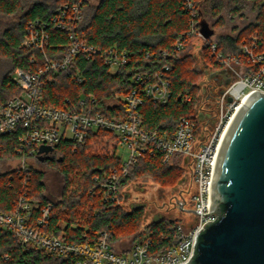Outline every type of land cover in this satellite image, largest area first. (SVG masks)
<instances>
[{"label":"trees","instance_id":"1","mask_svg":"<svg viewBox=\"0 0 264 264\" xmlns=\"http://www.w3.org/2000/svg\"><path fill=\"white\" fill-rule=\"evenodd\" d=\"M79 0H55L53 5L31 0H0V55L6 60L5 71L0 76V103L19 98L22 89L12 81L16 69L36 72L45 68V58L36 49L24 45L31 23L39 21L46 26L49 44L46 56L51 61L62 59L70 48L64 31L57 30L53 23L55 10L65 3ZM193 3L196 24L216 18L213 30L225 26L224 14L233 20L246 18V11L255 12V20L246 26L234 29L232 35H214L202 46L201 59L208 70H222L215 60L208 43L217 45V53L225 59H236L247 68H252L248 48L253 55L264 50V0H84L83 16L76 25L79 38L96 48L97 55L79 54L70 67L45 74L44 105L70 110L85 100L89 109L113 119L125 118L123 97L133 86L139 74H150L167 64V78L171 82V98L165 105L146 101L142 107L145 131L159 136L172 137L183 119L197 123L196 135L206 134L211 127L204 128L198 122L199 107L207 96L218 113L219 94L211 92L203 98L199 79L202 73L193 67V58L185 52L194 40L191 35L192 12L187 2ZM16 18L17 20L11 21ZM182 43L181 50L176 45ZM115 51L126 54L128 61L113 71L106 62L105 53ZM166 54V57H164ZM185 54V55H183ZM223 90V89H222ZM191 101L186 100V96ZM206 116V114H203ZM24 134L19 128L12 134L1 137L0 158L6 161L19 160V139ZM118 138L115 134L97 130L77 144L62 141L53 147L52 155L45 160L63 179L59 201L46 195L45 174L32 165L26 170L16 169L0 174V212H12L19 200L27 195L38 203L34 219L42 216L50 206L47 223L38 226L41 231L69 242L95 243L103 234L110 235L109 242L116 244L127 237L140 239L144 235L152 238V253L161 254L175 246L178 220L163 219L145 225L144 209L126 212L122 205L107 199L93 190L95 178L117 172L121 176V187L135 180L148 177L168 184L187 177L181 159L174 165H166L159 151L147 152L121 172L122 159L117 156ZM41 148H36L37 153ZM33 149L27 150V155ZM46 158V157H44ZM0 264H76L69 257L47 253L32 244H24L7 229H0Z\"/></svg>","mask_w":264,"mask_h":264},{"label":"built area","instance_id":"2","mask_svg":"<svg viewBox=\"0 0 264 264\" xmlns=\"http://www.w3.org/2000/svg\"><path fill=\"white\" fill-rule=\"evenodd\" d=\"M83 1L61 4L55 10L53 16L55 28L64 31L70 42L66 55L58 61H51L46 56L45 51L49 44L46 26L39 21L29 25L24 45L43 54L45 68L36 72L15 70L12 81L22 89V95L6 103H0V139L19 128L23 129L24 134L19 139L21 157L18 160L21 164L18 169L22 170L29 166L28 160L51 157L53 150L36 154L35 147L53 149L62 141L81 144L90 132L99 129L117 136V151L119 147L125 148L127 158H121L120 172L124 175L127 174L129 167L147 152L159 151L166 165H174L181 159V166L186 169L187 176L191 177L195 190L192 192L190 210L185 209L187 201L184 198L179 199L178 207L182 213H192L194 218L189 223L180 222L175 231L178 243L164 253L156 255L151 251L152 238L147 235L133 239L128 249L118 252L110 244L108 234H103L95 243L83 244L69 243L55 235L47 234L38 226L47 223L51 207H46L42 216L34 219L38 203L27 195L20 198L14 211L0 212V229L13 232L24 244H32L59 257H69L76 264H189L195 256L198 236L208 222L217 219V216L209 213V207L212 173L222 139L246 99L254 92L264 94V50L255 56L245 48V54L252 66L247 68L236 59L223 58L217 53V45L214 42L208 43L215 60L232 74V80L224 88L223 93L219 94L218 113L212 122L211 130L200 136L196 135V121L190 119H183L172 137L167 134L162 136L151 134L142 127L144 103L151 101L165 105L171 98V82L167 78L170 68L167 64L159 71L139 74L134 78L132 88L123 97L126 112L123 119L105 117L89 109L85 100H80L77 107L69 105L72 108L70 110L48 107L44 105L43 97L45 74L68 69L79 54L92 56L99 53L96 48L84 43L76 31V25L83 16ZM187 7L191 10L193 18L191 35L202 39L204 45L209 39H204L200 32V23L196 24L193 3L188 1ZM182 48V43L176 45L177 50ZM105 56L113 71L128 61L126 54L120 55L112 50L106 52ZM239 69L243 71L239 72ZM229 98H232V102L228 101ZM186 100L190 102L191 98L187 95ZM197 113L198 122L206 128L201 113L199 111ZM28 149H33L29 156L26 153ZM1 151L0 143V153ZM95 182L93 188L95 192L117 205H122L124 188L121 187L119 173L104 175L102 179L95 178Z\"/></svg>","mask_w":264,"mask_h":264},{"label":"water","instance_id":"3","mask_svg":"<svg viewBox=\"0 0 264 264\" xmlns=\"http://www.w3.org/2000/svg\"><path fill=\"white\" fill-rule=\"evenodd\" d=\"M200 32L207 40L215 30L202 20ZM219 74L227 76V87L232 80L228 70L214 76ZM52 150L41 147L40 152ZM209 213L217 219L198 236L189 264H264V94L260 92L246 99L222 139L212 173Z\"/></svg>","mask_w":264,"mask_h":264},{"label":"rangeland","instance_id":"4","mask_svg":"<svg viewBox=\"0 0 264 264\" xmlns=\"http://www.w3.org/2000/svg\"><path fill=\"white\" fill-rule=\"evenodd\" d=\"M32 2H45L49 5H53L55 3V0H31ZM99 0H92L91 4L95 5L98 3ZM246 18H240L235 17L233 20L229 18V16L226 14L223 15L225 18V26L214 28V37L217 38L219 35H232L234 33V29L242 28L246 26L248 23L255 20L256 13L250 12L249 9L246 11ZM17 20L16 18L12 19L11 21ZM216 21V18H213L211 16H208V19L206 22H208L210 28L213 29L212 24ZM203 40L199 38H195L192 43L187 48L185 54L190 55L191 58H193L194 65L193 67L197 72L202 73V77L199 79L200 87L201 89L206 88L209 92L212 87L207 88L209 85H215L209 82L208 77L211 73V70H208V68L205 67L202 59H201V49L203 46ZM183 54V55H185ZM6 60L3 58L2 55H0V76L5 71L6 68ZM214 71V70H213ZM220 70L214 71L215 73ZM239 72H242L243 69H239ZM229 72V71H228ZM231 79L232 74L229 72ZM225 76V75H221ZM227 77V76H226ZM225 88V87H224ZM204 90V89H203ZM202 90L201 96H206L207 93H204ZM224 90V89H223ZM218 90L217 93L220 94L221 91ZM214 91V90H213ZM204 96V97H205ZM203 97V98H204ZM204 100H202L203 102ZM208 127L213 126V124H207ZM118 157L126 159L127 158V152L124 147H119L118 149ZM28 165H32L38 170H41L45 174L44 182L47 187L46 195L48 198H50L52 201H59L61 191H62V184L63 179L59 173H57L54 169H50L46 163L45 160L42 159H32L28 160ZM21 164L18 160L13 161H6L2 160L0 158V174L10 172L13 170H16L20 168ZM187 175V174H186ZM185 179V181H183ZM190 190L193 192L195 190V185L193 184V181L189 175L187 177H184L180 181L177 182V179H174L172 182L168 184H163L161 180H155L154 178H148L144 177L139 180H135L132 182L129 186L125 187L123 189V202L122 206L126 212L133 211L131 209V206L133 204H139L142 205L144 208V223L145 225L150 224L153 221V218L156 216H159L163 219H170V220H178L179 222L183 223H189L191 220H193L194 215L192 213L186 212L182 213L176 206V202L174 201L175 197L178 196L183 191ZM129 198L128 200L125 199V196ZM192 195L186 197L187 205L186 210H190V200ZM125 200V201H124ZM175 204V207H173L171 204ZM134 237L130 236L127 238H124L122 241H120L118 244H116V249L118 252H124L126 249H128L133 241Z\"/></svg>","mask_w":264,"mask_h":264},{"label":"flooded vegetation","instance_id":"5","mask_svg":"<svg viewBox=\"0 0 264 264\" xmlns=\"http://www.w3.org/2000/svg\"><path fill=\"white\" fill-rule=\"evenodd\" d=\"M216 71V70H214ZM214 71H211V73L209 74V77H208V80L209 82H211L212 84L215 83V85H209L207 88H211L209 90L208 93H211V92H217L218 90H222L224 89L225 87V84L227 82V77L226 76H221V74H219L218 76H214L215 72ZM217 73V72H216ZM204 90V93H207V89L206 88H203ZM214 90V91H213ZM208 96L204 99L203 103L201 104V106L199 107V112L201 113V119L203 121V123H205V125L207 124H212L213 120H214V115H215V109H214V106L212 104H209L210 100H208ZM212 103V102H210ZM203 114H206V116H203ZM192 195V192L190 190H186V191H183L181 192L180 194H178L177 197H175L174 201L176 202V206L177 208L180 210V208L178 207V201L180 198H184L186 199V197ZM128 196V195H127ZM129 198H127L128 200ZM173 207H175V204H171ZM144 209L142 207V205H139V204H133V206H131V209L132 210H135V209ZM163 220V218L159 217V216H156L153 218V221H161Z\"/></svg>","mask_w":264,"mask_h":264}]
</instances>
